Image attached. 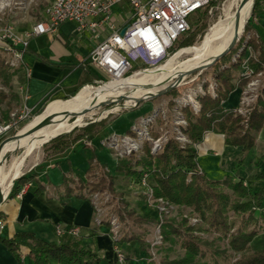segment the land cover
I'll list each match as a JSON object with an SVG mask.
<instances>
[{
    "label": "trees",
    "instance_id": "obj_1",
    "mask_svg": "<svg viewBox=\"0 0 264 264\" xmlns=\"http://www.w3.org/2000/svg\"><path fill=\"white\" fill-rule=\"evenodd\" d=\"M261 2L262 0H253L252 10ZM214 4L215 2H211L209 6ZM202 17L207 18L206 10L203 11ZM206 27L207 23L204 21L196 30L182 34L174 43L173 50L191 47L198 35L201 39ZM249 31L250 28L246 25L245 34L247 35ZM246 43L256 52L255 58L249 60L250 68L254 73L262 71L264 69L263 49L253 36H250ZM242 44L243 39L236 45L235 50L226 56L223 64L214 66V78L218 85L216 96L206 94L201 96L199 98L200 110L196 114L191 108H185L183 111L187 121L184 133L190 144L180 148L177 142L170 138L158 154L152 155L150 146L145 143L142 156L132 154L119 160L112 171L93 156L86 171V180L79 178L75 180L72 177L63 176L59 198L74 197L89 201V196L97 192H108L115 198L117 177L131 178L134 183H138L143 173H149L151 182L155 184L154 197L163 198L173 205L190 209L207 226V228L193 227L188 225L185 219L164 222L161 228L164 243L179 245L184 255L177 259H164L160 264H219V253L213 249L214 244L194 235L195 231L216 232L221 235L222 239H227L228 248L240 255L233 264H264V248L251 251L249 246L259 234L258 229L246 230V227H239L229 234L234 222H228V212L232 211L235 216H241V221L245 222L246 226L250 223H257L255 211L261 210L264 205V152L259 158L263 161V169L255 175V179L262 181L263 185L253 190L250 186L244 185L242 179H235L233 176H227L222 180H210L203 171L199 173L198 153L193 146L201 143L204 133L210 131L223 135L226 145L240 147L242 154L245 155L254 147L256 135L264 128V86L257 96L246 124H243L242 119L235 116L231 109H225L222 106L235 89H241L247 82L240 78L239 73L237 74L244 60L245 50H241L235 61L231 62L232 56L241 49ZM184 50L189 49L181 51L186 52ZM237 75L239 76L238 83H233ZM13 76L14 72L6 64L5 57L0 50L1 122L10 120L12 104L19 102L18 95L12 91ZM3 88L9 92L6 93ZM88 89L90 88L86 90ZM168 93L173 97L179 96L177 88L171 89ZM168 105L171 107L173 104L169 102ZM105 124L104 121L91 123L78 134L69 133L56 137L46 145L45 149L48 155L59 154L77 141L93 135ZM67 131L69 130L63 129L61 133ZM130 134L133 133L130 132ZM31 183H38L36 193L43 189L36 175L21 176L15 180L8 198L18 194L20 189ZM224 189L231 191V195ZM117 213L122 220L125 219L120 211ZM155 214L156 212H151L147 216H142L136 215L134 211L125 212V215L129 219L133 218L135 223L156 221ZM2 219L0 209V222H3ZM132 241L137 243L141 251H145L139 238L128 239V243ZM123 242L122 240L119 244ZM0 243L14 258L21 260L22 255L28 256L33 264H101L103 261L98 252L87 247L82 239L55 243L39 239L31 232L20 231L15 232L9 238L0 237ZM147 264L151 262L148 261Z\"/></svg>",
    "mask_w": 264,
    "mask_h": 264
},
{
    "label": "rangeland",
    "instance_id": "obj_2",
    "mask_svg": "<svg viewBox=\"0 0 264 264\" xmlns=\"http://www.w3.org/2000/svg\"><path fill=\"white\" fill-rule=\"evenodd\" d=\"M51 1L52 0H0V19H1L0 23L5 22L12 24V26L16 29V31L18 30L17 32L22 33L30 29L33 23L43 18V11L45 7H47L51 3ZM227 1L228 0H212L211 2H215V4L208 6V8L206 9V15H207L206 19L202 17L203 11H201L200 13L195 12L188 16L187 21L189 23V29L186 33L196 30V28L200 26V24L204 21L207 23V27L201 39L200 36L198 35L196 38V42L191 47L185 49H191L196 45L202 44L201 42L203 38L204 37L206 38L213 30H215V35L210 39L208 45L211 46L219 38L220 35L219 33L222 27L224 26V19H225L224 8ZM118 9L119 6L115 8V11L118 12ZM209 9L210 12H208ZM251 16H252V5L250 8L248 18L246 19L244 25L242 22L243 28L242 31L240 32L238 41L236 43L237 45L243 39V44L241 46V49L243 48V46L247 41L248 35H246L244 31H245V26L248 23V19ZM120 25L121 23L116 24V26H120ZM258 31L264 41V27L259 25ZM60 32L65 37L64 43L66 49L72 55L71 61L73 63H77V65L82 61V57L86 54V51L91 49L96 42L102 41L109 33L107 29L98 30L97 33L99 34V36L96 37L95 33H92L91 31L88 30L81 32L77 31L76 25L73 23H64L60 27ZM60 32H57L56 36H58ZM51 37H52L51 35L46 34L42 38L36 40L37 42L43 43V45L48 48L50 45L49 43L51 42ZM61 41H62V37H61ZM31 45H33V43ZM236 45L231 51L235 50ZM173 48L174 47H172V49L170 50L166 60L161 64L160 69L162 68V66H164V64L168 59L171 60L175 55L184 53L182 51L177 52L182 48L180 49L176 48L175 50H173ZM240 51L241 50H239L237 53H235L232 56L231 62H234L232 61L233 57H236L235 55L236 54L238 55ZM229 53H227L224 57L220 58L210 67L204 70L190 73L186 75L184 78L180 79L178 86L175 87L179 91L178 97H173L169 95L168 92H166L164 94L156 95L149 99L139 100L134 103H127L124 100H122L118 102V104L115 103V100L113 98L108 97L105 100L106 104L101 106L99 109H97L96 114H94L93 116H87L85 119L73 118L68 123V125L63 127V129L71 130L72 127L76 125L79 127L72 129L67 134L69 133L78 134L87 125L91 123L104 121L106 122V124L102 126L97 132L94 133L96 135H99V138L97 139V143L100 144L114 134L120 136L126 135L137 139L139 136L138 133L142 130L141 128L143 125L142 119L152 117L153 118L152 123L151 125L147 126V130H146L149 133L148 138H151L152 141H149L144 137L140 139L139 137V142H141L140 144L141 147L139 146L137 152H132L129 155H125V156H118L116 151L108 146L109 140L105 141L104 143L105 146L103 147H105L109 151L114 164H116L119 160L131 156L132 154H135L138 157L142 156L143 147L145 143H148V145L150 146V153L152 155L158 154L162 150L164 144L170 138L175 140L180 148H183L184 146L190 144L189 139L184 133V128L187 126V121L183 111L185 110V108H191L193 113L196 114L200 110L199 98L201 96H205V94L212 97L216 96L218 85L214 78V66L217 64L219 65L223 64L226 61L225 58L226 56H228ZM191 57L192 55H190L189 53L180 55L174 60L173 67L176 68L180 63L182 64L186 63L191 59ZM246 57L247 56L245 54L244 59H246ZM9 68L14 72V76L16 72L20 69V68H11V67ZM90 71H91L90 73L92 74L98 73L100 77L90 82L88 86L96 88L98 86H101L103 84H109L111 82V79L99 68L92 67L90 68ZM159 73L152 72L150 74L148 73L147 75L142 76L143 77L142 84L151 83L152 80L150 79V76L152 74L158 75ZM238 73H240V71ZM73 75L76 76L78 79L77 81L78 87L81 84H83L85 81L87 80L90 81L88 75L85 72H83L81 69H77ZM139 75L140 74L132 76L130 78L129 83L131 84L134 83L135 78H138L137 76ZM177 75H178L177 71H171L167 74V77H165L159 85H157L156 83H154L153 85L157 87L158 90H160L163 87H165V83L171 76L177 77ZM130 76L131 73L128 74L127 78H129ZM262 79L264 80V76H262ZM174 81L175 79H172L171 82H168L166 87L168 88L170 84H172ZM82 88L77 90L73 95L67 96L65 98H48L35 113L31 114L28 120L21 122L18 126L14 127L10 132L0 136V144L4 141L0 145V148L6 141L9 140L8 138L15 136L22 127L26 125L27 128L33 122V119L36 118L39 114H41L44 111V109H46L45 110L46 113L47 110L49 109L47 107L50 104L61 103V102H50V101L54 99H59L64 101L69 100L70 98L75 96L78 92H80ZM123 88L125 89L126 92H129L130 90L128 88H135V87L125 86ZM83 89H85V87ZM3 90L6 93L9 92L7 89L3 88ZM12 91L15 93L13 87H12ZM97 91L100 92L99 90H93L90 93H95ZM81 93H79V96L83 95ZM145 97L146 96L140 94L129 100H134L137 98H145ZM256 100L257 98L249 106L250 109L253 108L254 104L256 103ZM169 102H172L173 104L171 107L168 105ZM194 105H196L197 108H194ZM12 106L13 108L10 112V119L12 118V115L17 116L20 113L23 104L20 103V99H19V102L13 103ZM250 112L251 111H249V113H247L246 116L235 112H233V114L235 116H239L242 119L243 124H246ZM180 120L185 121L186 124L185 125L181 123L177 124V122ZM2 123L3 122L0 121V124ZM109 129H111L110 132ZM178 131L181 132L182 134H178ZM130 132H132L133 134H130ZM207 132L204 133L203 139L206 136ZM163 135H166V140L160 143L161 145L159 147L153 146V141L157 140ZM180 135L184 136L183 137L185 140L184 142L176 140L175 137ZM49 142L44 143L39 148L31 150L28 154H26L22 165L18 167L20 168V173L18 174V178L21 176H28L35 168L38 167L41 161H43L44 158L48 155V152L46 151L45 148L46 145L49 144ZM199 144L193 145L196 151H197V146ZM19 154L22 153L20 151H17L15 153L16 156H18ZM199 164L204 169V172L208 179L218 180L221 177V170L216 166L215 161H208L206 159H203L201 156L199 159ZM198 172L199 173L202 172L199 165H198ZM143 178L145 179V184H146L145 186L142 184ZM154 186L155 184L151 182L149 173H143L138 183H134L131 178L128 179L120 176L117 177L115 181V191H116L115 198L111 196L108 192H101V193L97 192L89 196L90 197L89 201L95 212L94 223L98 224L100 222H103L107 226L109 230V234L114 244H119V242L122 240L124 241L123 243H128V239L131 237L139 238L140 241L142 242V247L145 249L151 264H160V262L164 259H169V260L177 259L183 257L184 255V251L179 247V245H171L169 243H164L163 236L161 233V228L164 222L170 220L180 221L185 219L187 221V224L193 227L200 226L203 228H207V226L204 225L203 222L190 211V209L186 207L173 205L163 198L154 197V193H153ZM26 187L27 185L24 186L22 189L25 190ZM224 191L231 195V191L227 189H224ZM9 193L7 194L9 195ZM150 193L151 195H149ZM8 195L6 196L5 200L8 198ZM159 200H162L163 203L159 202ZM141 204H145L147 208H150L151 212H156L155 214V218H157L156 221H149L147 223H139V222L135 223L133 218L129 219L128 216L125 215V212H129V211L130 212L134 211L136 215H139L138 207ZM117 211H120L122 215L125 216L124 220L120 218ZM260 211H264V209H261ZM146 214H148V212ZM228 217H229L228 222H234V226L230 230L229 234L234 232V230H236L239 227H243V228L246 227V230H251L253 228L258 229L259 231L258 238L253 242V244L250 243L249 245L250 250L254 251L257 248L263 246L262 238L264 236V218L261 221V225H259V221L257 219V223H250L248 226H246L245 222L241 221L240 215L235 216L233 212L230 211L228 212ZM56 226L57 225L54 226V234L57 237H62L63 235L58 236L57 233L55 232ZM60 228L64 229L61 225ZM76 229L78 230V233L73 238L81 239L80 231L78 228ZM194 235L199 236L204 241L212 242L214 244L213 249L217 250L219 253L218 255L219 264H233V262H235L240 256L239 254L233 253L227 246V239L225 238L222 239L221 235H219L216 232L195 231ZM133 246L135 247L136 244L133 243ZM120 249L124 251V248H120ZM124 258L125 259L123 264H126V255ZM140 259H144V258H140ZM140 263L146 264L144 260H138V262H136V264H140Z\"/></svg>",
    "mask_w": 264,
    "mask_h": 264
},
{
    "label": "crops",
    "instance_id": "obj_3",
    "mask_svg": "<svg viewBox=\"0 0 264 264\" xmlns=\"http://www.w3.org/2000/svg\"><path fill=\"white\" fill-rule=\"evenodd\" d=\"M247 25L250 28L247 35L249 37L253 36L264 51V41L258 31L259 25L264 27L262 2L252 10V16L248 19ZM60 27L55 33L49 34L52 37L48 48L36 40L44 35L32 38L29 41L28 48L23 56V66L16 72L11 83L15 93L19 96L20 103L29 107L32 114L48 98H65L85 87L79 92L81 93L88 88L86 86L90 82L100 77L98 73H90V68L96 66L90 63L89 56L101 41L96 42L91 49L86 51L82 61L77 65V63L71 61L72 55L65 47V37L60 32ZM57 32H60L59 35L62 37V41L59 35L56 36ZM32 43L33 45H31ZM249 48L251 49L250 46ZM250 53L256 56V52L252 49L251 52L248 50L246 52L245 49L247 57L250 56ZM77 69L85 72L90 79V81H85L79 87L77 86L78 79L73 75ZM25 71H28L29 74L26 75ZM238 77V75L235 77L233 83H238ZM239 96L240 89H235L222 104L223 108L232 109L236 107ZM58 101L61 100L54 99L50 102ZM51 106L53 105H49L47 108ZM110 131L111 129H109ZM98 138L99 135L96 134L83 138L63 152L47 155L41 161L31 174L36 175L43 189L36 193L38 183L28 184L22 195L19 196L16 193L6 199L0 206L3 215V227L0 229L1 238H9L15 232L23 231L31 232L37 238L48 242L66 243L74 238L68 234L57 237L54 234V226L61 225L65 229L76 227L80 231L82 242L87 247L96 250L99 256L103 258L101 264H114V251L116 249L122 251L120 248H124L122 252L126 255V264H136L138 260H144L146 264L148 263L147 253L141 251L135 241L116 245L109 234L107 226L103 222L94 223L95 212L90 201L79 200L74 197L71 199L59 198L63 176L72 177L75 180L78 178L86 180V171L93 156L109 170H113L116 164H114L109 151L103 147L102 143H97ZM263 152L264 128L256 135L254 147L245 155L242 154L240 147L226 145L223 135L207 132L203 141L197 146V162L204 172L199 164L200 157L202 156L203 159L208 161H215L216 166L221 170V177L218 180L233 176L235 179H242L244 185L256 190L263 185L262 181L255 179V175L263 169V161L259 160ZM147 212L148 214H146ZM138 213L147 216L151 211L145 204H141L138 207ZM254 215L258 219L259 225H261L264 211L256 210ZM257 238L258 235L251 243L253 244ZM262 239L263 246L256 250L264 248V236ZM133 243L136 244L135 247ZM0 264H33V261L30 257L24 255L21 256V260L14 258L0 243Z\"/></svg>",
    "mask_w": 264,
    "mask_h": 264
},
{
    "label": "built area",
    "instance_id": "obj_4",
    "mask_svg": "<svg viewBox=\"0 0 264 264\" xmlns=\"http://www.w3.org/2000/svg\"><path fill=\"white\" fill-rule=\"evenodd\" d=\"M212 0H52L43 11V18L33 23L30 29L19 33L9 23H0V50L5 56L6 64L11 68L23 66V56L29 41L32 38L55 33L58 28L67 22L76 25V30L91 31L99 36L98 30L109 31L108 35L91 52L90 63L103 71L111 82L127 79L131 76L143 73L158 72L161 64L166 60L170 50L178 38L188 31L187 18L190 14L201 12L208 8ZM264 8V0H262ZM119 6L118 12L115 8ZM116 12V13H115ZM210 12V9L208 10ZM1 20V19H0ZM121 23L120 26H116ZM123 33L121 34V31ZM249 35L247 36V39ZM247 42V41H246ZM247 44V43H246ZM251 49L248 45L246 48ZM238 56V55H237ZM236 56V57H237ZM232 61H235V58ZM255 58L251 55L241 63L239 76L246 80V84L240 90V98L235 113L246 116L250 105L257 98L264 86V69L254 73L249 66V60ZM28 75V71H25ZM130 76V77H131ZM104 85V84H103ZM194 108H197L194 105ZM32 110L26 105L17 116L12 115L8 122L0 124V136L7 134L21 122L28 120ZM154 117V116H153ZM152 117L142 119V130L138 138L126 135H112L108 139V146L114 149L118 156L129 155L137 152L141 142L139 137L149 141L147 126L151 125ZM186 124L180 120L177 124ZM178 134H182L178 131ZM184 136H176V140L185 141ZM105 140V141H106ZM166 140V135L153 141V146L159 147ZM105 141L102 143L103 146ZM141 147V146H140ZM146 177V176H145ZM145 186V179H142ZM25 190L21 189L18 195ZM151 195V193L149 194ZM159 202L163 203L162 200ZM149 207V206H148ZM264 209V205L263 208ZM3 222H0V229ZM55 232L58 236L68 234L77 235L74 227L62 229L57 225ZM115 264H123L124 253L114 251Z\"/></svg>",
    "mask_w": 264,
    "mask_h": 264
},
{
    "label": "bare ground",
    "instance_id": "obj_5",
    "mask_svg": "<svg viewBox=\"0 0 264 264\" xmlns=\"http://www.w3.org/2000/svg\"><path fill=\"white\" fill-rule=\"evenodd\" d=\"M251 5L252 0H228L224 8V26L219 33V38L211 46L208 45L210 39L215 35V30H213L206 38H203L202 44L196 45L184 53L175 55L171 60L168 59L160 69L161 71L157 72H160L158 75L152 74L150 76L151 83L142 84V76L148 73L141 72L132 84L129 83L131 76L127 79L113 81L96 88L86 86L91 89L82 92L81 94L83 95L80 94L81 96H79L78 92L69 100L50 104L53 106L49 107L46 113V109H44L41 114L33 119V122L27 128L26 125L22 127L15 136L8 138L9 140L6 139L8 141L0 148V197H6L10 188L11 179L20 173V168L18 167L22 165L26 154L42 146L52 136L60 134L63 127L68 125L73 118L85 119L87 116H93L96 114L97 109L106 104L105 100L108 97L113 98L115 103L118 104L122 100L127 103H134L140 99H144L137 98L129 100L140 94L146 97L157 94L165 90L168 82H171L175 76H171L165 83V87L160 90L153 84L156 83L159 85L167 77L169 72L177 71V77L182 79L225 50L235 37H239L243 28L242 22L244 25L248 18ZM183 49L185 48L179 51ZM185 53L192 55L191 59L186 63H180L176 68L173 67L174 60ZM125 86L135 88H128L130 91L126 92L123 88ZM93 90H99L100 92L90 93ZM17 151H20L22 154L16 156L15 153Z\"/></svg>",
    "mask_w": 264,
    "mask_h": 264
},
{
    "label": "water",
    "instance_id": "obj_6",
    "mask_svg": "<svg viewBox=\"0 0 264 264\" xmlns=\"http://www.w3.org/2000/svg\"><path fill=\"white\" fill-rule=\"evenodd\" d=\"M252 1H253V0H252ZM122 33H123V30L121 31V34H122ZM237 41H238V37H235V38L233 39V41L230 43V45H229L225 50H223V51L220 52L218 55H216V56L213 57L211 60H209L208 63L204 64L203 66H201V67H199V68H197V69H195V70L192 71L191 73L196 72V71H200V70H204V69L210 67L211 65H213L216 61H218L220 58L224 57L227 53H229V52L234 48V46L236 45ZM246 45H247V44L245 43V45L243 46V48L240 49V50H245ZM235 56H237V54H236ZM174 79H175V81H174V82H173L168 88H166L165 90L159 92L158 94L150 95V96H148V97H146V98H144V99H149V98H152L153 96L164 94V93H166V92H169L171 89L177 87L178 84H179V82H180V78H178V77H174ZM140 100H143V99H140ZM138 101H139V100H138ZM76 127H79V126H74L72 129H74V128H76ZM72 129H71V130H72ZM71 130H69V131H67V132L60 133V134H56V135L52 136L51 138H49V139H48L47 141H45L44 143L49 142L50 140H52V139L55 138V137H58V136H61V135L67 134V133L70 132ZM17 179H18V175L12 177V179H11V184H10V188H9L8 193L10 192V190H11V188H12V186H13L15 180H17ZM7 195H8V194H7ZM7 195H6V196H7ZM5 198H6V197H5ZM5 198H3V196L0 197V206L2 205L3 201L5 200Z\"/></svg>",
    "mask_w": 264,
    "mask_h": 264
}]
</instances>
